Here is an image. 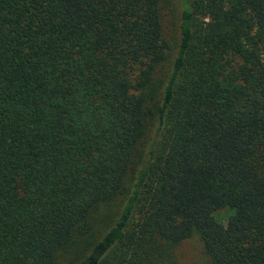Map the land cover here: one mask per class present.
<instances>
[{
	"label": "trees",
	"instance_id": "trees-1",
	"mask_svg": "<svg viewBox=\"0 0 264 264\" xmlns=\"http://www.w3.org/2000/svg\"><path fill=\"white\" fill-rule=\"evenodd\" d=\"M193 234L264 264V0H0V264H180Z\"/></svg>",
	"mask_w": 264,
	"mask_h": 264
},
{
	"label": "rangeland",
	"instance_id": "rangeland-1",
	"mask_svg": "<svg viewBox=\"0 0 264 264\" xmlns=\"http://www.w3.org/2000/svg\"><path fill=\"white\" fill-rule=\"evenodd\" d=\"M177 4V3H176ZM175 1L170 5V7L163 10V15L165 14V19H163V24L167 28L172 26L175 29L177 25V8ZM120 203L117 200L113 203L109 211L98 210L94 212L92 217V228L90 235H86L85 239L89 240L92 236H98L99 233L106 226V223L114 218L119 209ZM230 210L226 207L217 209L213 212V216L217 221L224 222L226 216L229 214ZM173 253L180 264H206L207 257L203 252L201 241L196 234L184 239L180 243L176 244L173 249Z\"/></svg>",
	"mask_w": 264,
	"mask_h": 264
}]
</instances>
